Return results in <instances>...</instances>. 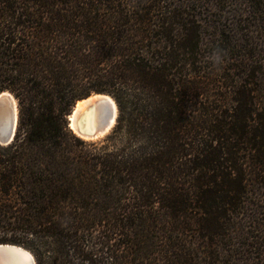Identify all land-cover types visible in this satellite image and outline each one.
Masks as SVG:
<instances>
[{"label": "trees", "instance_id": "1", "mask_svg": "<svg viewBox=\"0 0 264 264\" xmlns=\"http://www.w3.org/2000/svg\"><path fill=\"white\" fill-rule=\"evenodd\" d=\"M0 243L37 264H264V0H0ZM109 93L116 126L73 133Z\"/></svg>", "mask_w": 264, "mask_h": 264}, {"label": "water", "instance_id": "2", "mask_svg": "<svg viewBox=\"0 0 264 264\" xmlns=\"http://www.w3.org/2000/svg\"><path fill=\"white\" fill-rule=\"evenodd\" d=\"M4 92L5 91L1 92L0 95L3 94ZM95 93H99V92H95ZM100 94L107 95V93H100ZM104 100L107 101L106 98H104ZM75 105L73 106L70 114L68 115L69 126L71 129L72 127L70 122V118H71L70 115L72 114ZM100 106L101 103L99 100L91 101L87 109L80 114L78 119L80 121V126L82 127V129L85 130V132H89L91 135H93L96 132L99 126L98 121L100 118V109H101ZM109 110L111 115L112 113L111 106H109ZM117 118H118V114L115 119L116 122H117ZM18 119H19V111L16 114V111L13 109L8 124L5 127H0V133H2L0 144L9 145L14 141L18 128ZM0 264H37V260L33 252L28 248L24 247L23 245L14 244V243H0Z\"/></svg>", "mask_w": 264, "mask_h": 264}, {"label": "bare ground", "instance_id": "3", "mask_svg": "<svg viewBox=\"0 0 264 264\" xmlns=\"http://www.w3.org/2000/svg\"><path fill=\"white\" fill-rule=\"evenodd\" d=\"M104 98L107 99L104 100ZM93 100H99L101 103L100 109V118H99V126L96 132L91 135L89 132H85L80 126L79 116L82 112H84L89 103ZM104 103V104H103ZM109 106L112 107V113L110 115ZM13 109L17 112L19 111L18 101L15 96L9 92L5 91L3 94L0 95V127H5L11 116V112ZM118 114V106L116 101L111 95H104L100 93H94L93 95L79 99L74 107L72 114L70 115L71 127L72 129L81 136L83 139L86 140H93L96 139L106 132H108L116 123L115 119ZM2 138V133H0V139Z\"/></svg>", "mask_w": 264, "mask_h": 264}, {"label": "rangeland", "instance_id": "4", "mask_svg": "<svg viewBox=\"0 0 264 264\" xmlns=\"http://www.w3.org/2000/svg\"><path fill=\"white\" fill-rule=\"evenodd\" d=\"M8 91V90H7ZM11 92V91H10ZM12 93V92H11ZM13 94V93H12ZM94 94V93H93ZM92 94V95H93ZM107 94H109V93H107ZM14 95V94H13ZM111 95V94H110ZM15 96V95H14ZM112 96V95H111ZM113 97V96H112ZM16 98V97H15ZM114 98V97H113ZM17 99V98H16ZM114 100H115V98H114ZM18 101V100H17ZM116 101V100H115ZM118 106V105H117ZM18 107H19V105H18ZM71 122V121H70ZM117 123V122H116ZM115 126H116V124H114ZM115 126L113 127V128H111L110 130H109V132H107V133H105V134H103L102 136H100V137H98V138H96V139H93V140H86V141H88V142H101L102 140H104L106 137H108L110 134H112V132H113V130H114V128H115ZM73 131V130H72ZM73 133L74 134H76V132L75 131H73ZM77 135V134H76ZM78 136V135H77ZM83 139V138H82ZM3 146H7V145H2V144H0V147H3ZM2 152H4L1 148H0V153H2Z\"/></svg>", "mask_w": 264, "mask_h": 264}]
</instances>
